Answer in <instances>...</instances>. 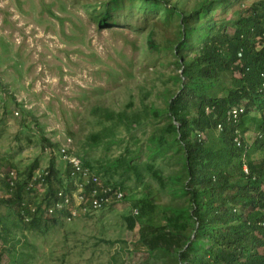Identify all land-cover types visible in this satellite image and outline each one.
<instances>
[{"label": "rangeland", "instance_id": "1", "mask_svg": "<svg viewBox=\"0 0 264 264\" xmlns=\"http://www.w3.org/2000/svg\"><path fill=\"white\" fill-rule=\"evenodd\" d=\"M144 1L0 0V200L11 195L10 172L23 178L35 162L34 171L53 161L64 182L57 150L67 145L94 170L115 169L98 175L126 188V199L70 222L55 217L29 225L0 202V233L7 240H0L7 248L1 264H162L168 258L140 242L143 227L163 224L165 206L180 200L168 188L179 167L172 151L150 154L180 73L171 48L181 20L162 5L176 2L188 10L197 0ZM255 1L231 0L212 13L230 33V20ZM230 79L224 74L226 83ZM121 112L126 119L117 121ZM260 114L250 110L242 118L248 146ZM91 134L99 141L93 143ZM261 154L249 153L254 160ZM142 199L152 205H132Z\"/></svg>", "mask_w": 264, "mask_h": 264}, {"label": "trees", "instance_id": "2", "mask_svg": "<svg viewBox=\"0 0 264 264\" xmlns=\"http://www.w3.org/2000/svg\"><path fill=\"white\" fill-rule=\"evenodd\" d=\"M230 1L197 0L188 10L176 2L166 6L165 1L162 5L163 10L176 13L181 20L178 38L171 48L180 73L179 85L169 93L163 109L167 121L150 139L154 144L150 154L153 157L172 151L179 167L168 177V188L180 200L165 206L163 224H148L140 233V242L150 253L158 251L168 257L162 264H264V251H259L260 247L264 249V226L260 224L264 220V145L254 139L250 146L245 141L237 146L233 141L235 124L226 118L228 108L243 103L241 127L242 118L250 110L259 111L264 119V0L240 9L230 20L229 33L226 22L216 19L212 11L216 5L227 7ZM143 3L161 5L160 0ZM147 44L155 48L152 40ZM226 73L231 76L230 84L224 81ZM149 109L158 112L152 106ZM116 116L117 121L126 119L125 112ZM108 117L112 119L113 115L108 113ZM168 133L171 140L167 139ZM99 136L91 134L92 142L99 141ZM253 150L262 151L258 160L249 155ZM244 157L248 174L242 169ZM81 159L94 170L88 160ZM117 162L128 164L125 158ZM47 166L50 183L57 177V169L53 161ZM37 167L36 162L31 164L23 178L9 185L10 197L0 200L18 216L23 186ZM100 170L108 175L115 169L100 165L94 171L100 175ZM56 180L61 184L60 179ZM106 182L120 185L126 193L122 181L108 178ZM50 186L47 195L54 194ZM139 204L152 205L145 199L132 203L136 208ZM127 219L133 228L134 220ZM38 220L33 216L27 223ZM0 240L7 241L4 231ZM6 250L0 248V264Z\"/></svg>", "mask_w": 264, "mask_h": 264}, {"label": "built area", "instance_id": "3", "mask_svg": "<svg viewBox=\"0 0 264 264\" xmlns=\"http://www.w3.org/2000/svg\"><path fill=\"white\" fill-rule=\"evenodd\" d=\"M261 76L263 77L264 73H261ZM262 86H264V82ZM244 111L245 104L243 103L232 105L226 111L227 120L235 124L233 141L237 146H242L245 141V134L239 125ZM217 127L220 130L222 125L219 123ZM254 139L260 140L264 145V119H261L259 130L254 132L249 146ZM57 152H59V158L63 164L61 173L64 182L62 180L61 184L57 183L56 179H61L60 176H57L55 179H51L49 183L47 180L50 173L48 166L33 171L28 182L23 186L19 203V216L25 222H29L33 216L42 220L60 217L70 222L124 199L125 193L120 185L102 181L97 173L70 151L68 145L60 146ZM242 169L245 174H248V162L245 157L242 161ZM17 179L11 171L8 178L9 185L13 186ZM50 185L54 188V194L47 195ZM37 192H39L38 197H35ZM133 211L137 212V209ZM260 224L264 226V220Z\"/></svg>", "mask_w": 264, "mask_h": 264}]
</instances>
